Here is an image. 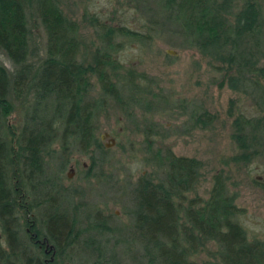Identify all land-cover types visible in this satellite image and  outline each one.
Instances as JSON below:
<instances>
[{"label":"trees","instance_id":"16d2710c","mask_svg":"<svg viewBox=\"0 0 264 264\" xmlns=\"http://www.w3.org/2000/svg\"><path fill=\"white\" fill-rule=\"evenodd\" d=\"M158 3L164 19L177 25L192 47L226 64L223 69L229 85L240 90L249 81L258 87L263 115L252 120L238 115L233 122L238 143L247 148L243 133L246 126L264 133V86L259 84L264 79V50L256 47L254 53L255 48L246 49L259 46V33L264 26L261 5L255 0ZM31 17L38 20L46 35L45 57L36 67L29 61ZM88 22L99 32L101 50L92 63L84 64L78 59L81 44L77 24L62 13L58 0H0V52L14 66L10 75L0 65V264H48L40 258L43 251L37 239H46L53 245V258L59 264L62 262L57 247L65 251L79 241L92 247L91 264H121L92 233L107 236L112 230L108 219L96 215L94 223L81 229L65 209L59 210L58 173L66 161L61 159L54 169L45 160L54 154L55 144L65 154H69L71 144L86 153L96 144L93 103L85 97L89 75L96 76L107 96L120 101L123 85L118 87L112 75L122 67L113 55L122 42L115 38H142L123 25H107L100 14L88 15ZM108 68L113 71L110 73ZM126 72L130 75L127 88L134 90L129 95L134 99L139 87L133 71ZM142 89L144 92L146 86ZM11 97L21 100L22 105L17 129L9 118L13 112ZM162 158L161 175H142L131 190L134 236H129L125 244L130 249L138 240L139 245L138 251L129 254L132 264H197L189 257L207 242L216 245L212 255L218 262L200 264H264V244L247 239L246 231L236 220L242 210L235 205V198L226 193L224 178L212 176V189L206 200L199 203L200 199L193 197L187 201L186 193L199 180L200 161L177 157L171 151ZM260 185L264 188L263 182ZM42 208L41 229L31 215ZM22 227L29 230V241L22 236ZM86 232L88 238L81 239Z\"/></svg>","mask_w":264,"mask_h":264},{"label":"rangeland","instance_id":"374dc122","mask_svg":"<svg viewBox=\"0 0 264 264\" xmlns=\"http://www.w3.org/2000/svg\"><path fill=\"white\" fill-rule=\"evenodd\" d=\"M255 1L261 5L264 22V0ZM58 2L62 13L77 24L81 44L78 59L84 64L92 63L101 50L99 32L88 22V15L100 14V19L107 25H123L142 36L115 38L122 45L113 55L122 67L116 75H111L118 87L123 85L120 101L107 96L96 76L89 75L85 97L93 103L96 144L87 153L71 144L69 154L61 152L55 144L52 147L54 154L45 158L54 169L58 168L61 159L66 161L62 172L58 173L59 210L65 209L81 229L94 223L96 215L108 219L107 225L112 230L107 236L92 233L107 252L112 250L119 263L132 264L129 254L138 251L139 245L138 240L130 249L125 244L134 228L131 190L142 175L159 177L163 170L162 157L171 151L177 157H193L200 161L199 180L193 190L186 193V200L193 197L200 199L199 203L206 200L212 189V176L221 175L226 193L235 198V205L242 210L236 220L246 231L247 239L264 244V188L260 185L264 178V133L246 126L243 133L248 146L242 147L233 123L238 115L251 120L263 115L258 87L249 81L240 90L229 85L223 69L226 64L192 47L178 26L164 19L158 0ZM28 23L31 36L29 61L36 67L45 57L46 35L36 18H29ZM259 36V46L246 49L253 47L254 53L256 47L264 50V26ZM262 60L260 57L259 66ZM0 65L10 75L14 72L11 60L1 52ZM129 70L133 71L135 84L139 87L134 99L129 95L134 90L127 88L130 75L126 71ZM108 71L113 70L108 68ZM251 79L254 80V76ZM259 84L264 86V79L261 78ZM11 98L13 112L9 118L17 129L21 124L22 105L21 100ZM186 204L184 202L183 206ZM42 211L43 208L36 209L31 215L36 218V227L40 228L44 218ZM26 228L22 227V236L29 241ZM87 234L83 233L81 239L88 238ZM39 240L43 242V239ZM80 242L65 251L57 247L61 264H91L92 247ZM44 243H39L43 261L51 254L44 253ZM215 251L216 245L207 242L189 260L197 264L216 263L217 259L212 255ZM55 253L56 249L52 257ZM52 264L59 263L54 260Z\"/></svg>","mask_w":264,"mask_h":264},{"label":"flooded vegetation","instance_id":"af4514ba","mask_svg":"<svg viewBox=\"0 0 264 264\" xmlns=\"http://www.w3.org/2000/svg\"><path fill=\"white\" fill-rule=\"evenodd\" d=\"M27 231H29V230L27 229ZM36 241L39 242V243H44L45 242L44 243V246H45L44 253L45 254L51 252L50 257L48 259L44 258V262H46L48 264H50V262H54V260H53L54 258L52 257V255L54 254L55 249L53 248V245L49 244L46 239L43 242H40L39 239H37ZM66 264H68V263H66Z\"/></svg>","mask_w":264,"mask_h":264},{"label":"water","instance_id":"95a60500","mask_svg":"<svg viewBox=\"0 0 264 264\" xmlns=\"http://www.w3.org/2000/svg\"><path fill=\"white\" fill-rule=\"evenodd\" d=\"M111 142H112V144H113V143H114V140L111 139ZM258 179H260V177H258ZM262 180H263V182H264V178H263Z\"/></svg>","mask_w":264,"mask_h":264}]
</instances>
